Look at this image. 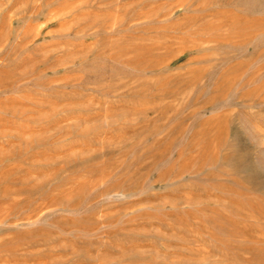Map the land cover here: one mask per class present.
Wrapping results in <instances>:
<instances>
[{"label": "rangeland", "instance_id": "1", "mask_svg": "<svg viewBox=\"0 0 264 264\" xmlns=\"http://www.w3.org/2000/svg\"><path fill=\"white\" fill-rule=\"evenodd\" d=\"M0 264H264V0H0Z\"/></svg>", "mask_w": 264, "mask_h": 264}]
</instances>
